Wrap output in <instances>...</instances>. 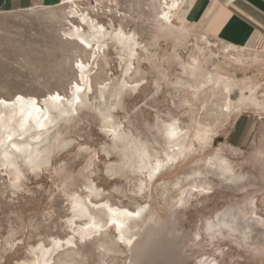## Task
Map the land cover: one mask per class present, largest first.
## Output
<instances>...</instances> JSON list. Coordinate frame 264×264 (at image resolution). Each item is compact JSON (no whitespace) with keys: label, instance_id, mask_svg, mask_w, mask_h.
Returning <instances> with one entry per match:
<instances>
[{"label":"rangeland","instance_id":"374dc122","mask_svg":"<svg viewBox=\"0 0 264 264\" xmlns=\"http://www.w3.org/2000/svg\"><path fill=\"white\" fill-rule=\"evenodd\" d=\"M103 5H109L108 8L112 6L109 11L112 12L111 16H108V12L107 16L95 15V19L106 26H109L110 19L115 28L133 31L149 51L147 54H140L141 62L139 66L136 65L137 74L129 81L131 83L143 79L144 84L137 94H124L121 108L118 107L114 112L115 120L120 121V126L134 136L140 133L141 138L149 137L148 126L153 137L161 142L157 129L160 121L177 119L181 127L188 125L189 108L180 105L187 97V92L177 86L176 82L179 80L182 86L187 80L182 74L181 65L188 63L196 55L195 45L202 47L206 55L208 46L201 41V31L190 26H187L188 31L172 27L157 29L154 20L158 0H109ZM69 7H33L17 12H0V97L13 99L17 94L34 96L42 106V99L49 93L56 92L69 98V89L77 76L73 65L79 60H88L87 53L64 35L70 27L66 22ZM85 7L82 3L81 8ZM208 39L218 45V48H213L218 58H213L206 65L210 71L218 64L221 72L228 77L256 84L263 71L264 59L257 64L236 65L223 53L226 46L209 37ZM261 39L253 46L257 51L262 50ZM108 61L110 67L101 64L91 77L94 96L90 100L83 99V105L77 106L78 102L75 103L71 112L72 119L59 125L58 140L54 142V154L47 171L37 178L29 176L16 195L7 179L0 177V264L29 262L33 259L31 248L38 247L41 241L49 245L52 238L68 237L71 231L66 219L71 216L73 196H85L86 186L99 190L100 197L94 198L95 202L109 201L112 205L132 210L140 205H147L159 218L158 224L139 233L134 258L127 255L122 244H118L119 249H112L110 242L115 240V235L111 231L93 242L79 244V249L70 262L68 257H61L54 259L55 264H135V258L152 256L164 250V247L168 248L166 242L171 238L168 231L173 229L168 209L180 194L173 183L179 179L183 188L192 186L194 181L189 173L221 145L225 146L224 155L234 165L237 173H247L257 179L256 189H262L257 196L258 213L263 214L264 181L259 180L264 177V113L248 108L238 113L239 115L218 116L217 109L222 104V98L209 101L207 111L200 110L198 115L201 123L216 130L211 147L200 150L196 145L195 157L162 176L152 187L150 196L134 195L138 187L137 178L131 173H125L124 169L127 171V168L123 169V173L119 172L122 163L117 155L118 150H112L111 138L103 136L100 128L102 123L99 111L103 109L105 101H109L108 96L113 86L122 79V69L113 49H109ZM161 73H164L165 80H160ZM108 78L112 80L107 81ZM103 81L108 85L104 97L100 99L97 91ZM259 93L258 90V102L261 100ZM237 96L238 92L234 91L232 99L235 100ZM214 103L216 106H211ZM200 107L201 104L197 106L198 109ZM246 118L253 120L248 136L241 146L235 145L232 138L236 125ZM30 124H33L35 132L45 131L38 129L33 122ZM49 126L53 127L48 124ZM25 137L29 139V136ZM231 149L238 150L240 155H233ZM258 151L263 152L260 157L256 156ZM114 171L117 173L116 177ZM163 182L167 183L165 187ZM217 189L206 198L197 197L185 210L178 212L175 218L174 228L188 237L184 242L185 254L189 255L191 251L193 254L183 264H197L199 260L204 261L206 258L195 248H190L193 244L191 239L200 228V221L211 218L216 211L229 205L232 199H242L244 196L221 187ZM229 246H221L224 248V255H216L217 258L215 256L218 264H264V258L250 260L243 251ZM110 249L114 250L113 253L106 255Z\"/></svg>","mask_w":264,"mask_h":264},{"label":"bare ground","instance_id":"6f19581e","mask_svg":"<svg viewBox=\"0 0 264 264\" xmlns=\"http://www.w3.org/2000/svg\"><path fill=\"white\" fill-rule=\"evenodd\" d=\"M106 1L109 0H65L58 5V7L70 6L69 16L66 17L70 27L64 32L67 40L74 41L88 55V60H79L73 65L77 76L69 89V98L56 92L49 93L42 99V106L34 96L17 94L13 99L0 97L2 101L0 103V177L7 179L14 195L21 190L29 176L37 178L51 165L54 142L58 140L59 135L58 127L61 123H67L72 119L71 112L75 103L78 102L77 106L83 105L85 101L83 99L90 100L94 96L91 77L96 74L101 64L110 67L109 49L116 51V59L122 69V79L121 82L115 83L109 93V101H105L103 109L99 111L102 123L100 128L104 133L103 136L111 138L112 150H118L117 155L122 163L121 165L119 162L121 166L117 167L119 172L123 173V169L127 168L124 172L128 175L131 173L137 178L138 187L134 195L150 196L152 187L162 176L174 171L181 163L196 154V145L200 150L211 147L216 130L201 123L198 118L200 110H206L209 101L222 98V104L217 109L218 116L228 117L248 108L264 113V101L258 102L256 98L260 88L261 73L256 84L253 85L246 80L228 77L221 72L222 69L218 64L213 65L214 70L210 71L206 65L213 58H218L213 51L218 45L201 36V41L203 40L208 46V55L202 47L195 45L196 55L191 57L188 63L181 65L182 74L187 80L182 86L179 80L176 82L177 86L187 92V97L185 96V100L180 103L181 106L186 105L189 108L187 127H181L177 119L160 121L157 129L161 142L153 137L148 126L147 138H141L140 133L134 136L121 127L120 121L115 120L114 112L120 107L124 94H137L143 86V79L131 83L129 81L137 74L136 65L139 66L141 62L140 54H147L149 51L133 31L126 32L120 27L115 28L110 19L109 26L95 19V15L107 16L112 6L105 7L103 4ZM187 1L158 0L157 15L154 20L157 29L172 27L188 31ZM82 3L85 4V9L81 8ZM107 9L109 10L106 11ZM109 13L108 16H111L112 12ZM74 20L76 22H73ZM258 39L260 38H257L255 43ZM253 46L244 44L239 48L230 45L223 48V53L236 65L257 64L264 59L262 54L264 45L260 51ZM111 80V78L107 79V81ZM160 80H165L164 73L160 74ZM107 85L105 81L99 84L97 92L100 93V99L104 97ZM234 91L238 92L235 100L232 99ZM200 104L202 107L198 109L197 106ZM214 104L211 106H216ZM30 122L45 131L35 132ZM48 124L53 127H48ZM25 136H29V139ZM231 150L233 155H240L238 150ZM105 151L104 153L109 154ZM224 152L225 146L221 145L206 159L200 161V165L189 173L194 181L189 188H183L179 179L173 183L180 194L178 200L168 209L170 222L173 225V229L168 231V236L171 238L166 245L169 247H164V250L154 255L151 253L152 256L148 254L149 256L135 258V264H183L182 262H186L187 258H192L193 248L206 256L204 261L199 260L197 264H218L216 255H224V248L221 246L226 244L243 251L250 260L264 258V212L258 213L257 207V196L262 189H256L258 184L254 176L251 178L247 173H237ZM261 153L263 152L258 151L256 156L260 157ZM117 155L115 154V157ZM259 181L263 182L264 177ZM162 185L165 187L167 183L163 182ZM220 187L244 196L242 199H232L229 205L216 211L211 218L200 221V228L195 231L191 239L193 242L190 247L191 252L186 255L184 242L188 237L174 228L175 218L178 212L185 210L197 197L206 198ZM98 197L100 193L96 187L86 186V195L83 197L75 194L71 204V216L66 219L71 234L63 239L52 238L49 245L41 241L38 247L31 248L30 254L33 259L22 264H52V262L55 264L54 259L61 257H68L70 262L79 249V244L93 242L111 231L115 235V240H110L112 249H119L118 244H122L127 255L134 258L139 233L157 226L159 218L147 205H140L132 210L128 207L112 205L109 201H93ZM112 249L105 254L113 253Z\"/></svg>","mask_w":264,"mask_h":264},{"label":"crops","instance_id":"0c3cea01","mask_svg":"<svg viewBox=\"0 0 264 264\" xmlns=\"http://www.w3.org/2000/svg\"><path fill=\"white\" fill-rule=\"evenodd\" d=\"M63 2L65 0H0V12L53 8ZM186 11L188 26L192 24L191 28L201 31L200 36L222 45L253 46L257 38H264V0H188ZM252 121L246 118L238 122L232 138L235 145L243 144Z\"/></svg>","mask_w":264,"mask_h":264},{"label":"built area","instance_id":"2783aa9c","mask_svg":"<svg viewBox=\"0 0 264 264\" xmlns=\"http://www.w3.org/2000/svg\"><path fill=\"white\" fill-rule=\"evenodd\" d=\"M87 1V0H85ZM261 47H263L264 45V41H263V38L261 39ZM262 49V48H261ZM264 54V52H263ZM259 94H260V99L264 101V66H263V71H262V74H261V78H260V88H259Z\"/></svg>","mask_w":264,"mask_h":264},{"label":"snow or ice","instance_id":"6c2138e0","mask_svg":"<svg viewBox=\"0 0 264 264\" xmlns=\"http://www.w3.org/2000/svg\"><path fill=\"white\" fill-rule=\"evenodd\" d=\"M19 99V98H18ZM0 103H2V101H0Z\"/></svg>","mask_w":264,"mask_h":264}]
</instances>
